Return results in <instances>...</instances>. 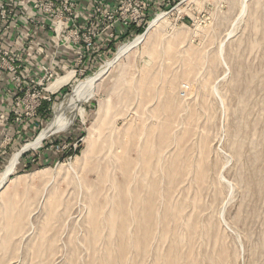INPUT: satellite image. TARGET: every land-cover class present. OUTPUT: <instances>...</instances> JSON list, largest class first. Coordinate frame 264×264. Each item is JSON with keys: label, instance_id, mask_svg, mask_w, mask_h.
<instances>
[{"label": "rangeland", "instance_id": "rangeland-1", "mask_svg": "<svg viewBox=\"0 0 264 264\" xmlns=\"http://www.w3.org/2000/svg\"><path fill=\"white\" fill-rule=\"evenodd\" d=\"M142 33L65 109L69 128L21 152L0 197V264H264V0H174L101 64ZM99 67L48 88L73 78L2 149L0 179Z\"/></svg>", "mask_w": 264, "mask_h": 264}, {"label": "crops", "instance_id": "crops-1", "mask_svg": "<svg viewBox=\"0 0 264 264\" xmlns=\"http://www.w3.org/2000/svg\"><path fill=\"white\" fill-rule=\"evenodd\" d=\"M73 1L76 3V21L81 26H94L98 30L103 28V23L97 9L114 11L120 4V0ZM172 1L174 0H146V10L151 16L157 9H162ZM3 2L10 3L12 13L9 15L10 27L6 30L1 27L0 18V44L22 65L24 76L40 77L43 65L47 64H50L56 79L71 71L75 72L73 78L77 75L76 70L81 73L91 72L100 66L104 55L112 53L121 40L129 38L140 28H127L122 22H117L101 32L90 44L74 43L66 38L67 24L57 26L56 31L55 21L35 10L31 4H20L18 0H0V7ZM6 72L5 75L0 73V155L3 148H6L8 154L26 140L30 130L35 127L37 117L24 119L22 122L15 120L12 111L14 83ZM70 81L56 90H50L53 97L56 98L66 90ZM43 104L49 106L46 101Z\"/></svg>", "mask_w": 264, "mask_h": 264}, {"label": "built area", "instance_id": "built-area-1", "mask_svg": "<svg viewBox=\"0 0 264 264\" xmlns=\"http://www.w3.org/2000/svg\"><path fill=\"white\" fill-rule=\"evenodd\" d=\"M18 2L31 4L35 10L53 19L56 31L57 26L67 24L66 38L74 43L90 44L101 32L117 22H122L127 28L141 27L150 16L146 10V0H120V4L114 11L104 12L101 8L97 9L103 23V28L98 30L94 26H81L76 21V3L73 0H18ZM9 5V2H3L0 7L1 27L4 30L10 27L9 15L12 9ZM5 71L14 83L12 111L17 122L36 117L43 102L53 100V93L48 88L56 79V74L50 64L43 65V74L38 78L24 76L22 65L0 44V73L5 75ZM79 72L81 73L76 70V73Z\"/></svg>", "mask_w": 264, "mask_h": 264}, {"label": "bare ground", "instance_id": "bare-ground-1", "mask_svg": "<svg viewBox=\"0 0 264 264\" xmlns=\"http://www.w3.org/2000/svg\"><path fill=\"white\" fill-rule=\"evenodd\" d=\"M178 10V6L175 8ZM166 13H160L159 15H157L156 17H154V19L151 21V26L152 27H155V26H158L160 25L163 21H164V16H165ZM147 34V33H146ZM145 33H142V34H139L137 36H135L134 38L124 42L123 44H121L115 55L110 58V59H107L105 60L101 66L99 67V69L92 75H89L87 76L83 81L80 82V84L76 87V89L74 90L73 92V95L65 102V103H62V104H58L55 106V115H54V118L50 121L49 124H47V126H45L42 131L38 134V136L36 137V139L31 142V143H28L27 145H25L23 149H26V148H34V147H38L40 146L44 140H46L48 137H50L52 134L54 133H58V132H61V131H64L66 130L67 128H69L73 122H74V117H64L63 116V112L65 111V109H74L78 103H80L81 99L86 95L85 98H87L89 95L92 94V92L95 90V85L97 82H99L100 80H102V78L104 77V75H106L107 73H110L111 70L113 69V67H115L116 65H118L121 60L123 59H127V57L130 55V52L132 51V49H134L135 47H137L139 44H141L142 42H144L147 38ZM121 70V69H120ZM75 74L74 71H71L69 72L68 74H66L65 76H62V77H59L57 79H55V81L53 83H51V85L49 86L50 89H55L58 85H60V83H63V81H65L66 79L72 77L73 75ZM151 88V87H150ZM146 90V89H145ZM65 105V106H64ZM108 116L106 117V113L104 112L103 109L100 108L99 110V114H98V117H97V124L99 123V129L102 127V125L106 122ZM96 124V125H97ZM133 124V123H132ZM132 124L128 125L129 126H132ZM142 126V125H141ZM140 126V127H141ZM154 127V126H153ZM148 129V128H147ZM151 129H153L151 127ZM139 130V129H138ZM128 131V130H127ZM143 131V130H142ZM145 131V130H144ZM238 131V130H237ZM135 132V125H134V131ZM141 132V130H140ZM240 132V131H238ZM242 132V131H241ZM129 133V131H128ZM139 133V132H138ZM144 133V132H143ZM146 133H148L146 131ZM237 133V132H236ZM108 134V133H107ZM111 134H112V130H111ZM241 133H239L238 135H240ZM132 135V134H130ZM134 135V133H133ZM148 135V134H147ZM146 136V138H148ZM99 136H100V133H99ZM126 136V135H125ZM125 136L124 137V141H125ZM91 136L89 137V140H90ZM133 138H136L135 136H133ZM127 140V139H126ZM91 143H92V139L90 140ZM98 141V140H97ZM111 141V140H110ZM129 141V140H128ZM126 142V141H125ZM132 142V141H131ZM106 143V142H105ZM138 143V142H137ZM116 144V143H115ZM238 144V143H237ZM91 145V144H90ZM117 145V144H116ZM115 145V147H116ZM126 145V144H125ZM133 145V144H132ZM132 145H131V148H132ZM92 146V145H91ZM103 146V145H101ZM137 146V145H136ZM93 147V146H92ZM126 148V147H125ZM135 148V147H134ZM133 148V149H134ZM118 149V148H117ZM121 149V148H120ZM124 149V148H123ZM122 149V150H123ZM131 149V150H133ZM21 151H18L16 153H14L11 157V159L9 160L8 164L6 165V167L4 168L3 170V174H2V178L0 179V197H2V193L4 192V187L9 183V182H12L15 180V178H12L11 175L13 173V171L15 170V167L17 165V162L19 160V157H20V154H21ZM144 150V149H143ZM103 151V150H102ZM124 151V150H123ZM123 151H120L119 152H123ZM126 151V149H125ZM118 152V153H119ZM131 152V151H130ZM117 153V152H116ZM118 153H117V157L119 159L122 160L123 158V153H121L122 158H120L118 156ZM119 153V155H120ZM128 153V152H127ZM133 153V152H132ZM99 154V152H98ZM101 154V153H100ZM132 157V155L130 156ZM126 159V157H125ZM128 159V158H127ZM126 159V160H127ZM132 161V158L130 159ZM136 160V159H135ZM128 161V160H127ZM131 161H128L127 163L129 164ZM137 161V160H136ZM126 163V164H127ZM135 165V164H134ZM146 165V167H148L147 164H144ZM131 167V165H129ZM125 167V166H123ZM144 166V168H146ZM122 168V167H121ZM134 168V166H133ZM126 170V167L124 168ZM124 169H122L121 171L122 172H126V176H130L129 174V170L127 168L126 171H124ZM128 171V173H127ZM132 172V170H131ZM130 172V173H131ZM129 174V175H128ZM107 177V175H106ZM104 176V179L106 178ZM127 178V177H125ZM130 179V178H129ZM108 180V178L106 179ZM105 180V181H106ZM104 181V182H105ZM113 181V180H112ZM128 181V179L126 180ZM102 183V182H101ZM103 186V185H102ZM101 186V187H102ZM103 189V187H102ZM129 192V190H128ZM10 200V199H9ZM8 200V201H9Z\"/></svg>", "mask_w": 264, "mask_h": 264}, {"label": "water", "instance_id": "water-1", "mask_svg": "<svg viewBox=\"0 0 264 264\" xmlns=\"http://www.w3.org/2000/svg\"><path fill=\"white\" fill-rule=\"evenodd\" d=\"M25 151V149L22 150V153Z\"/></svg>", "mask_w": 264, "mask_h": 264}]
</instances>
